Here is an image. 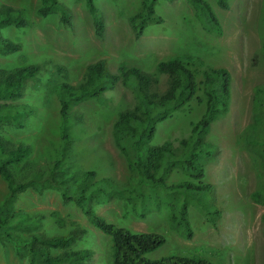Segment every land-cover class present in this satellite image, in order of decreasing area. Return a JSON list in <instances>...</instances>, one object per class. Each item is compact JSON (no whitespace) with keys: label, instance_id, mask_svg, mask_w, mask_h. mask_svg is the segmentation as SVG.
<instances>
[{"label":"rangeland","instance_id":"1","mask_svg":"<svg viewBox=\"0 0 264 264\" xmlns=\"http://www.w3.org/2000/svg\"><path fill=\"white\" fill-rule=\"evenodd\" d=\"M60 1L73 11L70 25L63 24L57 13L40 15L37 9L41 0H0V5L20 10L30 20L27 27L2 29L22 48L13 53L0 52V65L39 67L38 73L26 80L21 97L4 101L32 110L25 116L23 128L7 121L3 127L11 140L30 144L31 151L24 161L46 167L61 159L74 177L93 170L95 176L89 184L104 178L119 185L131 184L132 174L111 129L116 114L135 104L131 89L119 81L100 96L85 98L72 106L67 129L71 143L65 150L57 84L63 80L79 83L86 66L99 58L113 72L121 62H132L152 72L158 61L173 55L195 57L203 65H193L197 66L198 81L194 98L159 123L152 141L167 143L179 152L181 141L189 136L205 108L199 83L202 70L206 66L225 67L231 74L230 102L206 133V140L216 152L205 162L202 181L212 184L213 189L199 195L217 214L210 217L201 203L186 197L193 231L189 239L182 227L170 220L182 196H161L159 206L149 204L145 216L136 212L135 201L129 195L94 194L90 205L97 214L119 226L165 235V243L149 253L152 258L181 254L201 256L214 264H264V207L251 198V193L264 183V170L255 167L253 155L240 141L251 120L253 90L264 84V0H231L226 9L215 0H206L220 20L221 35L208 29L189 0H158L156 11L163 20L146 26L139 38L133 35L128 18L139 10L142 0H95L105 22L102 36L94 32L85 0ZM159 79L163 83L165 77L160 75ZM183 180L197 183L178 168L171 172L167 183ZM8 195L7 182L0 176V209L6 208L15 219L11 226L15 235L40 233L48 237L75 227L85 228L87 233L73 247L92 249L93 264H109V237L89 222L74 201H64L60 190L48 188L38 193L29 185L13 199H8ZM36 262L42 264L40 258ZM0 264H28L27 254L17 255L6 238L0 236Z\"/></svg>","mask_w":264,"mask_h":264},{"label":"trees","instance_id":"2","mask_svg":"<svg viewBox=\"0 0 264 264\" xmlns=\"http://www.w3.org/2000/svg\"><path fill=\"white\" fill-rule=\"evenodd\" d=\"M189 1L208 29L221 35L222 25L210 4L206 0ZM215 1L219 7L226 9L231 0ZM157 2L158 0H142L139 10L128 18L136 38L142 35L146 26L162 22V16L156 11ZM85 5L92 18L95 34L102 36L105 22L95 0H85ZM37 12L40 15L57 13L59 20L65 25H70L73 18L72 9L60 0H41ZM29 24V18L20 10L1 4L0 52L13 53L22 48L20 42L3 34L4 27L19 28ZM196 60L189 54H176L158 61L152 72L145 71L132 62H121L113 72L108 69L106 61L99 58L86 66L84 77L79 83L63 80L57 84L61 141L65 150L71 143L67 129L72 106L85 98L100 96L119 81L133 92L135 104L120 110L111 127L115 144L132 174L131 184L123 185L105 178L96 184H89L95 176L93 170L83 171L80 177H74L75 174L69 172L61 159L51 161L46 167L29 160L24 161L31 151L30 144L11 140L4 133L3 127L7 121L23 128L24 118L32 110L26 105L6 104L4 101L21 97L26 80L34 77L39 67L35 64L15 67L0 65V176L7 182L8 199H13L29 185L38 193L48 188L60 190L64 201H74L89 222L109 237V264H214L197 255L169 254L152 258L149 253L165 243V235L119 226L97 214L90 205L94 194L129 195L135 201L136 212L145 216L149 204L159 206L161 196H182L183 200L171 213L170 220L173 224H179L189 239L193 231L188 218L186 197L195 198L210 217L217 214L216 210L201 201L199 195L210 193L213 189L212 184L202 181L205 177V162L216 152L215 146L206 140V133L211 123L228 108L230 72L222 66H206L202 70V80L199 83L205 97V108L192 125L189 136L181 141L179 152L167 143L152 144L159 123L194 98L198 81L197 66L193 65H203ZM160 75L165 77L163 83L159 79ZM251 101V120L240 141L253 155L255 167L264 170V84L254 88ZM177 168L187 172L197 183L183 180L168 184L167 179ZM251 198L264 207V183L251 193ZM261 219L264 227V212ZM14 220L6 208L0 209V236L6 238L17 255L27 254L28 264H38L37 258H40L42 264H93L90 262L94 255L92 249L73 247L77 239L87 233V229L75 227L60 235L47 237L32 233L27 237H20L11 230Z\"/></svg>","mask_w":264,"mask_h":264}]
</instances>
